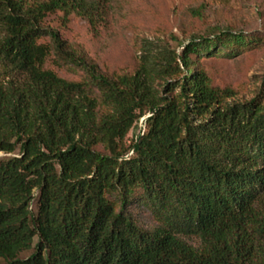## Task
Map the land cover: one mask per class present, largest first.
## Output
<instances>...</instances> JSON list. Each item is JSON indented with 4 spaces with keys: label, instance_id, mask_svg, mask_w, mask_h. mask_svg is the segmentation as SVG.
Listing matches in <instances>:
<instances>
[{
    "label": "trees",
    "instance_id": "obj_1",
    "mask_svg": "<svg viewBox=\"0 0 264 264\" xmlns=\"http://www.w3.org/2000/svg\"><path fill=\"white\" fill-rule=\"evenodd\" d=\"M113 4L0 0V153L13 155L0 160V264H263V96L231 103L201 65L260 40L191 36L181 55L143 41L136 69L109 76L46 22L77 16L98 35ZM53 52L85 78L49 69Z\"/></svg>",
    "mask_w": 264,
    "mask_h": 264
},
{
    "label": "rangeland",
    "instance_id": "obj_2",
    "mask_svg": "<svg viewBox=\"0 0 264 264\" xmlns=\"http://www.w3.org/2000/svg\"><path fill=\"white\" fill-rule=\"evenodd\" d=\"M46 26L60 31L68 45L83 51L109 76L136 69L143 41L151 43V48L156 50L169 46L181 55L191 36L212 37L233 31L255 37L260 42L242 55L235 58L203 56L201 65L215 85L235 92L231 103H246L262 96L264 100V0H114L108 24L98 35L92 32L86 20L77 16H72L64 25L59 15H52ZM44 42L51 43L50 39ZM58 62L53 52L46 66L70 81L85 78L82 70L73 71ZM144 130L142 120L129 134V139ZM12 156L0 153V160ZM131 210L144 226H154L144 207L138 205ZM259 211L264 219V205ZM190 243L198 245L197 240ZM31 253L24 252L22 257L27 258ZM260 259L264 264V255Z\"/></svg>",
    "mask_w": 264,
    "mask_h": 264
},
{
    "label": "water",
    "instance_id": "obj_3",
    "mask_svg": "<svg viewBox=\"0 0 264 264\" xmlns=\"http://www.w3.org/2000/svg\"><path fill=\"white\" fill-rule=\"evenodd\" d=\"M144 123H145V119H144Z\"/></svg>",
    "mask_w": 264,
    "mask_h": 264
},
{
    "label": "built area",
    "instance_id": "obj_4",
    "mask_svg": "<svg viewBox=\"0 0 264 264\" xmlns=\"http://www.w3.org/2000/svg\"><path fill=\"white\" fill-rule=\"evenodd\" d=\"M143 121H144V119H143Z\"/></svg>",
    "mask_w": 264,
    "mask_h": 264
}]
</instances>
